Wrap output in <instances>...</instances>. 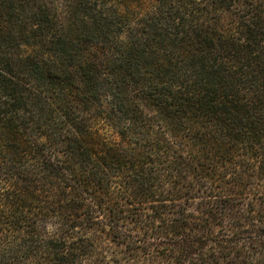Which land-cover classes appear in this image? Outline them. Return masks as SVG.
Instances as JSON below:
<instances>
[{
    "label": "trees",
    "instance_id": "obj_1",
    "mask_svg": "<svg viewBox=\"0 0 264 264\" xmlns=\"http://www.w3.org/2000/svg\"><path fill=\"white\" fill-rule=\"evenodd\" d=\"M0 264H264V0H0Z\"/></svg>",
    "mask_w": 264,
    "mask_h": 264
}]
</instances>
